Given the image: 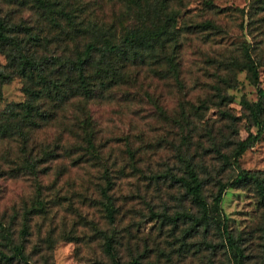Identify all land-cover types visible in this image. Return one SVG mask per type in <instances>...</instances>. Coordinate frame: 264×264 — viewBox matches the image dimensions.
Here are the masks:
<instances>
[{
	"label": "rangeland",
	"instance_id": "1",
	"mask_svg": "<svg viewBox=\"0 0 264 264\" xmlns=\"http://www.w3.org/2000/svg\"><path fill=\"white\" fill-rule=\"evenodd\" d=\"M52 1L73 15L68 34L34 0H0L9 35L21 38L43 74L20 71V47L0 50V69L11 74L0 81V112L28 97L26 88L39 90L38 99L46 95L44 85L68 93L59 102L49 96L42 102L50 117L27 146L53 153L35 174L19 165L20 138H0V220L13 241L23 243L29 264H112L105 232L115 236L116 256L134 264H264V127L238 164L233 161L238 141L258 130L244 102L260 100L264 116L258 95L264 90V0H149L142 16L129 0ZM132 22L166 29L163 44L136 50L122 44ZM105 38L120 48L93 49L85 70L90 93L75 92L80 87L71 61L87 42ZM243 46L257 63V83ZM85 130L92 131L94 152ZM189 167L210 207L206 223L183 214L199 213L177 179L188 176ZM239 168L255 172L261 189L254 181L229 185L213 207L219 181L231 180ZM0 250L12 251L1 236ZM0 264L27 263L0 257Z\"/></svg>",
	"mask_w": 264,
	"mask_h": 264
},
{
	"label": "trees",
	"instance_id": "2",
	"mask_svg": "<svg viewBox=\"0 0 264 264\" xmlns=\"http://www.w3.org/2000/svg\"><path fill=\"white\" fill-rule=\"evenodd\" d=\"M35 5L40 8L52 21V23L60 28V31L68 34V30H66V26H69L67 29H69L71 26L74 28L75 22L72 20L73 15L70 13L69 10H67L64 6L58 5V3L52 1V0H34ZM145 2V4H143ZM129 7L131 8V11L135 14L136 12L139 13V15L142 16L144 10L142 7L146 8V5L149 3V0H129ZM64 20V22H63ZM208 23H210L208 21ZM93 24V23H91ZM211 24V23H210ZM11 29V26L6 23L5 19L0 16V50L8 52V48L6 47H20L19 49V60L21 61V72L25 73V70L28 69L29 75L32 76L33 69H35L40 75L42 74L41 64L38 62H35L34 54L31 52L30 54L26 53V50L23 51L24 43H21V38L12 37L9 35V31ZM166 29L161 28H152L149 26L144 25L141 22H132L125 28V31L123 35L120 38V42L129 48L138 49L140 47H151L153 46L154 42H159L160 45L163 44V31ZM97 40V39H96ZM95 39L90 40L87 42L83 54H77L75 59L71 61L72 66L77 69V78L78 83L77 87H80V90L74 89L75 92H79L83 95H87L90 93V88L88 87V83L86 80V74L85 70L87 67V64L89 62V57L91 54V51L93 49H98L100 51H115L120 46L116 43H112L109 39L105 38L100 44L97 43ZM10 45V46H9ZM29 49V47H28ZM243 54L246 57V64L247 69L250 72L251 78L255 83L258 82V69H257V63L256 61L251 57L248 46H243ZM12 59L14 58V55L11 56ZM10 62L13 63V60H10ZM63 61L59 62L62 64ZM169 63L170 68L173 72H176V62L173 59V56H169ZM13 65V64H12ZM62 66V65H61ZM61 66H58L61 68ZM11 74L9 72H5L4 70L0 69V81H3L7 78H10ZM61 85V84H59ZM46 87V95L43 98L38 99V95H41L39 93V90L35 89H29L26 88L28 97H26L24 100L19 102H9L5 109L0 112V138L3 137H13L16 136L20 138L21 143V150L24 153L23 161L21 164V167H23L25 170H28L30 172H33L34 174L37 172L36 166L37 164L42 161L41 159H44L45 156L50 155V149L43 148L41 150V153L35 149L34 144H31L29 147L27 146L29 143V140L32 138V131L47 121L50 117V111H46L43 108H41L42 102L44 103L46 100V97L49 96L50 98L54 99L55 102H59L61 98H66L68 93H65L62 90V87H58V89L55 92H52L50 88L47 85H44ZM1 93V89H0ZM77 93H71V95H75ZM258 95L259 98L264 97V90L262 88H258ZM56 98V99H55ZM246 107L249 109L250 115L257 123L258 130L257 134L255 136H252L249 134L244 139L238 141L235 149L233 150V161L234 163L238 164L237 160L238 157L243 153V151L248 147V145L251 144L252 141L257 137L258 134L262 132V129L264 127V116H261L262 106L261 101L258 100L254 103H250L248 101L244 102ZM50 105L55 106L52 102H50ZM83 139L86 142V145L88 149H90L92 152L96 151L95 149V143L92 138V131L85 130ZM52 152V151H51ZM53 153V152H52ZM18 165V166H19ZM3 173V172H1ZM177 179L185 186L186 191L190 194L193 201L197 204L199 207V213L197 215L195 214H189L188 212L183 213L186 217L193 220L195 223H203L207 222L209 220V217H211L209 212V204L207 200L202 196L201 194V181L198 178L194 168L189 167L188 169V176L186 175H179L177 176ZM254 181L257 183V185L262 187V180L261 178L252 171L239 168L236 175L229 181H219L218 188L213 196V207H218L221 199L224 189L229 185H241L245 182ZM104 194L106 196V201L104 202V208L106 210V214L110 221L113 223V205L111 203V199L109 194L104 190ZM42 206V204H40ZM32 209H35V203L31 207ZM29 208V210L31 209ZM174 216V218H176ZM7 224V223H6ZM5 223H3L2 220H0V236L4 239V244L8 245L10 247L11 254H7L3 250H0V257L5 258L8 262H10L13 258H17L20 260H23L24 263L29 264L28 262V256L25 254L23 250V243L20 241L18 243H15L10 236V232L8 234L7 232V226ZM223 233L226 236L227 244L229 245V248L231 249L232 253L237 255L236 250V242L233 240V238L228 233L227 229L223 227ZM104 249L105 251L110 254L113 257L112 264H134L135 260L133 261H121L115 253V244L114 239L115 236L113 233H107L105 232L104 235Z\"/></svg>",
	"mask_w": 264,
	"mask_h": 264
}]
</instances>
